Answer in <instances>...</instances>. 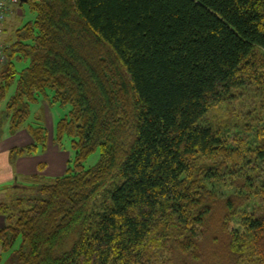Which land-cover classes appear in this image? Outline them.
Returning a JSON list of instances; mask_svg holds the SVG:
<instances>
[{"label": "trees", "instance_id": "1", "mask_svg": "<svg viewBox=\"0 0 264 264\" xmlns=\"http://www.w3.org/2000/svg\"><path fill=\"white\" fill-rule=\"evenodd\" d=\"M29 2L37 17L5 48L0 107L34 143L10 157L46 151L47 128L29 121L50 88L71 106L54 141L71 139L76 158L0 203V249L22 238L15 264H264V0ZM247 98L242 127L204 120Z\"/></svg>", "mask_w": 264, "mask_h": 264}, {"label": "rangeland", "instance_id": "2", "mask_svg": "<svg viewBox=\"0 0 264 264\" xmlns=\"http://www.w3.org/2000/svg\"><path fill=\"white\" fill-rule=\"evenodd\" d=\"M13 7H16L17 9L20 10L19 14L18 13L14 14L15 17L17 15H18V17H20V21H19L20 25H18L17 27H14V29H13V27L10 28L9 34L6 36L11 37L10 39L7 40L8 42L14 43L18 39L16 29H18L19 27H23V25H25L29 22H34L36 20L37 14L32 9V5L30 2L23 3V4L18 3L16 6H13ZM2 36L3 35L1 33L0 37H2ZM2 40H3V38H2ZM3 43H4V45H7L5 42H3ZM1 62L2 61L0 60V63ZM15 64H16L18 71H21V70L27 68L28 66H30L31 60L27 59V58H22L20 60L15 59ZM0 67H1V64H0ZM14 92H15V87L13 86L8 93V96H7L8 99L11 98V96L14 94ZM47 94L49 97L45 101H47L46 103L49 104L50 115H47V113H46V119H45L46 121H44L43 119H41L42 115H43L42 111H41V105L36 106V104L32 103L31 104V118H30L29 122H31V123L35 122L36 123L35 116L37 118H40L42 125H44L49 130L50 133H52V130H54V136H56V129H57L58 122L61 119L68 116L69 112L71 111V106L70 105H62V104H59L57 102H54V96H55L54 89L49 88L47 90ZM43 100L44 99H42V101ZM251 102H252L251 99L247 98V101H243V102H242V100L240 102L239 101H236V102L232 101L230 104L225 103V104L219 105L216 108L210 110L207 113L204 120L206 119L209 124H212L213 126H216V127H223L226 130H229L231 127H235L237 125H240L242 127V123L244 120L243 115H246L250 109H254V107L257 104L255 102H258V101H254V103H252V104H251ZM4 106L5 105L1 106L0 110H3V109L5 110L6 108ZM255 114H256V111H253L252 116H254ZM48 116H50V118H51L50 123L48 122V119H47ZM251 117H249V119H251ZM201 124L205 125L204 123H201ZM239 130H241V129L237 128L236 131H239ZM56 145L60 148V153L64 152L63 154L66 153L68 155L67 156V166H66V168L68 169L70 166L73 165L75 158H76V151L73 149L71 139L66 137L63 141V144H61V145L56 144ZM46 150H47V148H46ZM63 154H62V156L64 157ZM38 155L39 156L47 155V153H46V151L45 152L41 151ZM100 160H101V152H100V150H98L85 161L84 166L87 170L93 169L99 164ZM37 161L39 164L38 169L35 173L36 179L38 180L37 182L52 183L57 177L63 176L67 172V170H65L62 173V171L58 170L57 165L55 166L53 163L48 165L47 161L45 159L37 158ZM58 173H61V174H58ZM22 181L23 180L19 181L20 185H23ZM37 182L32 180L27 185L29 187H35ZM119 184H121V181H114V182L110 183L109 185H107L102 190V192L104 194L102 193L100 198H105L106 194L108 196H110L111 192ZM2 195H4V200L6 203H11L17 196H32V195H34V190H33V188H31V189L11 188L8 192H6L5 194H2ZM74 240H75V238L72 239L71 242L67 246L69 247L70 244H72ZM21 244H22V238H19V240L17 241L16 245L14 246V248L12 250H9L7 252H2V254L0 256V264H15L16 261L13 257H14L15 251L19 249Z\"/></svg>", "mask_w": 264, "mask_h": 264}, {"label": "crops", "instance_id": "3", "mask_svg": "<svg viewBox=\"0 0 264 264\" xmlns=\"http://www.w3.org/2000/svg\"><path fill=\"white\" fill-rule=\"evenodd\" d=\"M16 6V5H15ZM20 10L16 7H12L11 14L9 15L7 21L2 26L3 33L1 37V42H5L7 47H10L13 42H8L7 40L11 37L6 35L9 34V29L13 27H17L20 21V17L18 15L15 17L14 14H19ZM24 26V25H23ZM19 27L18 29H20ZM16 29V30H18ZM3 38V40H2ZM2 42V43H3ZM43 98H40L35 104L36 106L41 105L42 118L46 121V113L50 115L49 104L46 103L45 100L42 101ZM6 106V105H5ZM4 106V107H5ZM1 108V107H0ZM6 108V107H5ZM37 115V114H36ZM35 118H37L35 116ZM48 122H51L50 116H48ZM45 123V122H44ZM46 125V124H45ZM10 116L9 112L4 110H0V203H4V195L11 188L17 189V185L20 183V180H23V185H27L32 181L34 177H36V171L38 169V161L37 158L45 159L47 164L57 165L59 171L67 170V154L60 153V148L56 145L54 141V130L52 133L49 132L48 143H47V155H34V156H24L20 157L16 160V162H12L10 153L12 150L16 148H25L29 147L34 143L33 138L30 136L26 129H21L17 133L12 134L10 130ZM49 144V145H48ZM64 155V157L62 156ZM39 156V157H38ZM61 174V173H58ZM54 175V174H53ZM3 196V197H2ZM7 222L6 217L0 215V229L5 228ZM2 250L0 249V256L2 254Z\"/></svg>", "mask_w": 264, "mask_h": 264}, {"label": "built area", "instance_id": "4", "mask_svg": "<svg viewBox=\"0 0 264 264\" xmlns=\"http://www.w3.org/2000/svg\"><path fill=\"white\" fill-rule=\"evenodd\" d=\"M21 3L20 0H0V34L3 33L2 26L7 21L12 7ZM5 48L4 43L1 42L0 37V60L2 61L0 64L3 65L6 63L7 57L5 56Z\"/></svg>", "mask_w": 264, "mask_h": 264}, {"label": "water", "instance_id": "5", "mask_svg": "<svg viewBox=\"0 0 264 264\" xmlns=\"http://www.w3.org/2000/svg\"><path fill=\"white\" fill-rule=\"evenodd\" d=\"M20 1H21V4L29 2V0H20Z\"/></svg>", "mask_w": 264, "mask_h": 264}]
</instances>
